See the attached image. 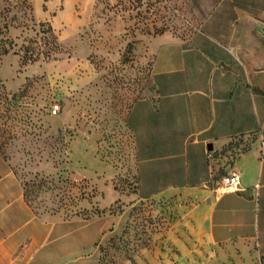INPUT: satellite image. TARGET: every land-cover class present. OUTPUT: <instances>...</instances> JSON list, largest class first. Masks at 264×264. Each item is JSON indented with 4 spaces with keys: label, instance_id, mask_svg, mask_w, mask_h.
I'll use <instances>...</instances> for the list:
<instances>
[{
    "label": "rangeland",
    "instance_id": "rangeland-1",
    "mask_svg": "<svg viewBox=\"0 0 264 264\" xmlns=\"http://www.w3.org/2000/svg\"><path fill=\"white\" fill-rule=\"evenodd\" d=\"M189 24L169 0H0V154L36 213L89 219L75 233L89 241L59 264H200L164 241L179 202L137 196L125 122L151 89L148 39ZM27 45L35 61H23Z\"/></svg>",
    "mask_w": 264,
    "mask_h": 264
},
{
    "label": "crops",
    "instance_id": "crops-1",
    "mask_svg": "<svg viewBox=\"0 0 264 264\" xmlns=\"http://www.w3.org/2000/svg\"><path fill=\"white\" fill-rule=\"evenodd\" d=\"M192 1L169 0L190 24L148 39L151 89L125 116L137 196L179 202L164 239L179 258L264 264V0ZM88 220L35 213L0 155V264H59Z\"/></svg>",
    "mask_w": 264,
    "mask_h": 264
},
{
    "label": "trees",
    "instance_id": "trees-1",
    "mask_svg": "<svg viewBox=\"0 0 264 264\" xmlns=\"http://www.w3.org/2000/svg\"><path fill=\"white\" fill-rule=\"evenodd\" d=\"M47 41H48V47H46V49H45V52H44V55L46 56V57H49L52 53H53V51H54V49H55V47H56V45H55V43H54V37L53 38H49V35H48V38H47ZM6 53H8V48H6V47H2L1 49H0V54H6ZM38 50L34 47V46H32V45H27V46H24L23 47V54H22V59H23V61L24 62H26V61H35L36 59H37V57H38ZM1 155V154H0ZM2 156V155H1ZM3 157V156H2ZM4 158V157H3ZM5 159V158H4ZM6 160V159H5ZM22 180V179H21ZM22 184H23V191H24V197H25V200H26V195H25V183H23V180H22ZM27 201V200H26ZM28 203V202H27ZM29 204V203H28ZM30 206V205H29ZM33 209V208H32ZM34 210V209H33ZM36 213V212H35ZM37 214H39V213H37Z\"/></svg>",
    "mask_w": 264,
    "mask_h": 264
},
{
    "label": "built area",
    "instance_id": "built-area-1",
    "mask_svg": "<svg viewBox=\"0 0 264 264\" xmlns=\"http://www.w3.org/2000/svg\"><path fill=\"white\" fill-rule=\"evenodd\" d=\"M59 110V104H54L51 108V113L55 115ZM219 188L222 191L236 190L238 188V176L232 172L228 176L221 177L219 180Z\"/></svg>",
    "mask_w": 264,
    "mask_h": 264
}]
</instances>
